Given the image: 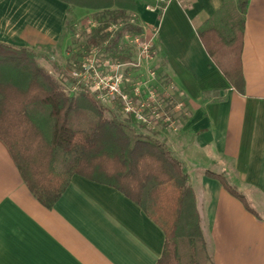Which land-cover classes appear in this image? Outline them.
<instances>
[{
	"label": "crops",
	"instance_id": "crops-1",
	"mask_svg": "<svg viewBox=\"0 0 264 264\" xmlns=\"http://www.w3.org/2000/svg\"><path fill=\"white\" fill-rule=\"evenodd\" d=\"M157 1L137 0L133 16L141 28L157 30L158 88L184 107L175 114L177 132L133 123L134 129L181 164L213 263L264 264V0H246L238 87L210 58V38L198 33L236 14L241 0ZM107 6V0H0V43L60 57L77 28ZM46 60L52 71L67 70ZM206 172L222 175L244 203ZM164 241L163 229L135 203L78 175L44 208L0 140V264H156Z\"/></svg>",
	"mask_w": 264,
	"mask_h": 264
},
{
	"label": "trees",
	"instance_id": "trees-1",
	"mask_svg": "<svg viewBox=\"0 0 264 264\" xmlns=\"http://www.w3.org/2000/svg\"><path fill=\"white\" fill-rule=\"evenodd\" d=\"M107 1L108 6L94 15L98 26L90 35H82L76 58L82 56L81 47H101L108 41L102 48L104 57L130 59L122 38L142 32L138 24H128L137 0ZM245 4L246 0L239 2L230 20L227 17L221 25L198 33L202 39L210 38L206 48L210 58L237 87ZM112 5L115 8H109ZM120 23L124 25L117 32L107 33L110 25ZM66 72L61 76L70 86L73 81ZM0 140L25 186L44 208L51 209L71 177L78 175L117 190L163 229L165 241L156 264H214L188 177L165 147L151 136L137 134L116 104H102L82 89L67 93L32 51L3 43ZM206 175L244 203L222 175ZM164 207L170 210L167 219Z\"/></svg>",
	"mask_w": 264,
	"mask_h": 264
},
{
	"label": "built area",
	"instance_id": "built-area-1",
	"mask_svg": "<svg viewBox=\"0 0 264 264\" xmlns=\"http://www.w3.org/2000/svg\"><path fill=\"white\" fill-rule=\"evenodd\" d=\"M164 4L165 0H158ZM154 12L156 8L147 7ZM136 25L135 16L128 22ZM124 24H112L107 33L113 35ZM98 26L94 20H87L77 28L75 39L82 40V35H90ZM80 29V30H79ZM157 30L142 28L139 34H126L122 44L130 54L125 62L113 61L104 57L108 41L101 47L82 48V56L70 71L69 77L74 90H85L102 104L118 106L119 113L134 124L154 130L163 128L176 132L178 121L175 114L184 107L183 103H173L165 89L159 90V77L152 67L157 56L154 40Z\"/></svg>",
	"mask_w": 264,
	"mask_h": 264
},
{
	"label": "rangeland",
	"instance_id": "rangeland-1",
	"mask_svg": "<svg viewBox=\"0 0 264 264\" xmlns=\"http://www.w3.org/2000/svg\"><path fill=\"white\" fill-rule=\"evenodd\" d=\"M92 17H94L95 18V16L93 15ZM80 30V29H79ZM74 39V38H73ZM76 39H74V42L75 43H72L71 44V46H69L68 48H69V50L67 51V52H65L66 54H62L60 57L59 56H57L56 54H54V55H51V56H49V55H47V56H44L45 57V59L46 58H51V60L52 61H58L59 63H57V64H63V65H65V68H67V72L66 73H68V74H70V71L74 68V66L78 63V59L79 58H76V56L78 55L77 53H78V51L80 50V48H79V45L80 44H82V41L83 40H79V39H77L76 41H75ZM79 56V55H78ZM44 57L43 56H40V57H38L37 56V60H38V63L40 64V66L41 67H43L47 72H49V73H51V75L57 80V82L59 83V84H62L63 85V87L66 89V91H67V93H69V94H73V93H75L76 92V90H74L71 86H68L67 85V83H66V81H65V79L64 78H62V74L64 75V72L63 71H52L51 69H50V67H49V65H48V60H46L45 61V59H44ZM55 62V63H56ZM67 74V75H68ZM159 77V76H158ZM135 126H137V127H140V128H144V129H146V130H148L147 128H145V127H142V126H139V125H136L135 124ZM179 129V128H178ZM149 131V130H148ZM178 131V130H177ZM176 131V132H177ZM149 132H152V130L151 131H149ZM168 199V198H167ZM165 208V207H164ZM165 209H167V208H165ZM169 209V208H168ZM167 209V212L165 211L164 213H166V214H164L165 216V218L167 219V217H169V215H170V210H168ZM209 253V252H208Z\"/></svg>",
	"mask_w": 264,
	"mask_h": 264
}]
</instances>
